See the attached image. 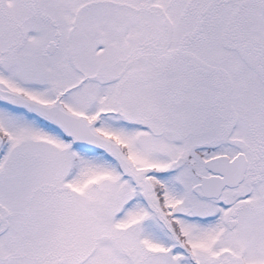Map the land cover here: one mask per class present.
I'll use <instances>...</instances> for the list:
<instances>
[{
    "label": "snow or ice",
    "instance_id": "6c2138e0",
    "mask_svg": "<svg viewBox=\"0 0 264 264\" xmlns=\"http://www.w3.org/2000/svg\"><path fill=\"white\" fill-rule=\"evenodd\" d=\"M0 264H264V0H0Z\"/></svg>",
    "mask_w": 264,
    "mask_h": 264
}]
</instances>
